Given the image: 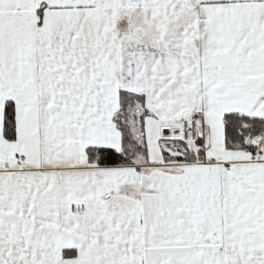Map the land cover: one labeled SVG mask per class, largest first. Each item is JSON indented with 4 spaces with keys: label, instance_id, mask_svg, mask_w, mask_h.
<instances>
[{
    "label": "snow or ice",
    "instance_id": "obj_1",
    "mask_svg": "<svg viewBox=\"0 0 264 264\" xmlns=\"http://www.w3.org/2000/svg\"><path fill=\"white\" fill-rule=\"evenodd\" d=\"M0 264H264V0H0Z\"/></svg>",
    "mask_w": 264,
    "mask_h": 264
}]
</instances>
